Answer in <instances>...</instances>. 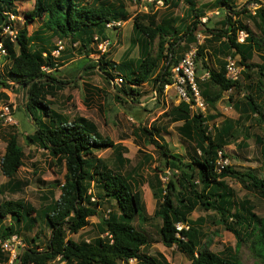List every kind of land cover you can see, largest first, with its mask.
I'll use <instances>...</instances> for the list:
<instances>
[{
    "label": "trees",
    "instance_id": "16d2710c",
    "mask_svg": "<svg viewBox=\"0 0 264 264\" xmlns=\"http://www.w3.org/2000/svg\"><path fill=\"white\" fill-rule=\"evenodd\" d=\"M14 1L0 0V45L5 51L0 59L9 62L4 80L23 90L22 106L32 120V132L24 137L26 144L45 149L48 155L59 162L63 161L65 172L62 182H54L58 187L57 197L53 198L52 191L47 190L49 200L37 212L21 200L0 202V218L8 215L12 221L9 226L0 227V240L11 235L17 236L20 231H30L39 218L49 233L45 247L39 251L34 246L22 249L16 255L15 264H49L54 260L63 264H122L129 259L135 261L133 264H169L159 253L153 257L141 252L151 241L144 232L132 225L134 218L138 222L148 218L140 192L131 188L120 173L108 168L101 158L93 155L95 150L112 148L117 164L122 165L127 162L121 157L124 149L107 137L98 135L94 124L83 117L61 119L45 99L64 84L55 77L54 72L59 66L58 61L69 55L68 49L62 47L53 55L56 46L47 48L41 45L43 37L37 31L28 34L26 23L41 19L42 30L48 33L49 38L57 37L67 40L69 46H77V52L84 57L77 62V67L83 72L95 70L101 74L111 83L116 98L131 105L141 96L138 88L143 83L152 84L156 97L158 93L161 94L164 85L170 83V67L176 65L184 54L179 52L180 47L188 50L190 44H196L194 31L198 19L204 16V8L218 7L225 17L220 27L214 29L215 33L210 34L213 38L223 39L216 52L227 54V57L237 55V64L241 66L239 74L244 79L249 80L245 70L251 67L256 69L258 75L255 83L242 86L246 94L242 101L233 102V106L239 107L242 112L239 114L254 115V120L262 122L263 106L257 102V98L264 96V0L244 1V6L255 4L248 18L252 20L258 34L240 19L232 20L227 16V10L232 9L228 0H214L201 7H196L193 0H184L186 16L192 18L189 23H175L176 17L171 16L157 19L154 11L135 15L131 19L128 44L129 50L136 48V57L124 59L120 64L107 60L103 54L95 62L89 63L88 55L94 52L92 44L96 46L107 39L106 23L126 17L121 1L109 3L90 0L83 4L76 0H32L31 9L22 13V25L18 28H15L13 20L7 19L9 14H17ZM161 1L166 7L173 8L179 0ZM245 11L242 5L234 15ZM6 23L14 30L12 39L2 31ZM239 30L246 33L241 43L236 40ZM203 41L208 40L204 38ZM202 48L196 45L194 61L199 58L200 65L196 67L195 73L197 70L201 73L195 74V81L202 88L199 89L201 96L208 105L214 103L223 91H239L240 82L225 77L223 60H217V67L211 68L201 54ZM254 52L260 62L251 65L247 61ZM116 73L122 76L119 86L112 83ZM202 73H207L205 83L217 88L213 96H210L206 86L201 87L204 82L198 81ZM164 115L170 122H180L176 132L188 140L191 147L187 160H184L182 155L171 152L163 142L152 138L158 133L157 129L153 128V132L143 129L147 143L153 145L161 158V168L171 175L162 183L159 177L160 173L163 174L162 170L156 169L158 176L153 175L147 180L151 196L155 199L151 216L160 220V243L164 247L174 244L189 264H239L230 253L211 252L206 248L207 244L201 243L203 234L197 222L188 219L196 207H201L211 211L216 222L233 234L235 247L248 241L258 263L264 264V218L254 214L246 199L234 198L233 191L222 181L225 177H231L244 189L264 199V129L260 136L254 137V142L259 146V169L262 174L254 169L234 170L229 165L217 171L216 151L228 144L230 124L223 121L219 127H213L214 132L210 133L206 122L211 116L190 111L188 104L181 100L169 107ZM22 157V149L15 134L9 133L0 156V173L6 178L0 184V192L14 193L24 185V182L14 178L22 165ZM104 201H112L113 209H108L106 213L100 212ZM92 216L98 219L94 224L97 235L90 241L70 238V234L87 226L88 218ZM176 222L185 223L187 228L176 230ZM7 254L0 250V264H6Z\"/></svg>",
    "mask_w": 264,
    "mask_h": 264
},
{
    "label": "rangeland",
    "instance_id": "374dc122",
    "mask_svg": "<svg viewBox=\"0 0 264 264\" xmlns=\"http://www.w3.org/2000/svg\"><path fill=\"white\" fill-rule=\"evenodd\" d=\"M86 4L90 0H76ZM106 2L123 3L126 17L120 20L118 24H114L106 28V37L108 45L104 51L100 49L99 42L92 44L91 48L94 51L88 55L89 63L95 62L100 54H103L107 60L113 63L120 64L122 60L136 57V48L129 50L128 40L131 35V19L135 15L142 13L150 14L153 11L157 15V19L161 16L176 17L175 23L183 21L189 23L192 18L185 15L186 4L179 0L173 8H168L162 1L154 0H104ZM206 1V0H198ZM245 1V0H244ZM243 2L234 3L229 0L232 5L231 10H227V16L233 19H240L254 33L258 34L253 22L248 18V13L252 14L253 5L244 6ZM195 4L196 1H195ZM14 9L17 11L13 15V23L15 28L22 25V13L28 11L32 7V0H15L13 2ZM243 5L245 12L236 16L234 12ZM204 10L210 11L208 15L198 19L194 31L195 37H198L196 44L203 46L202 55L205 57V62L211 67L216 68L220 59L225 61L227 54L215 52L219 45V41L223 39L213 38L210 34H214V29L219 28V20L225 17L223 11L218 7H205ZM206 11V12H207ZM41 19H35L26 23L27 33L31 34L35 31L43 37L41 45L47 48H53L54 45H62L64 49H68L69 55L63 57L59 62L55 77L64 82L63 86L48 94L45 99L48 101L50 108L56 111L61 119L72 120L75 117H83L94 124V129L101 137H107L112 143L121 146L124 151L121 154L122 158L127 159L126 163L118 165L115 160V151L112 148H103L93 151V155L102 159L108 168L114 172L120 173L131 188L138 190L141 195V201L148 218L143 222H138L133 219L132 225L144 232L150 239V243L145 245L141 252L157 257L158 249H162L164 259L169 264H189L184 255L179 253L175 247H164L160 243L158 228L160 220L152 217V210L155 205V199L151 196V191L147 186V180L153 175L159 174L156 169L162 170L160 180L162 183L166 181V177H170V172L161 168V158L157 150L152 144L147 143L146 134L143 129L153 132V128L157 129L158 133L152 136L158 142H163L171 152L182 155L184 160H187V154L190 151L191 143L188 140L180 137L176 132V126L180 122H170L164 115L169 107L177 105L179 102L177 93L172 83L163 87L161 94L155 96L153 86L150 82L143 83L138 90L141 96L134 104H127L116 98L111 83L106 81L101 74L95 70L83 72L77 67V62L82 61L83 54L77 52V46H69L67 40L57 37L49 38L47 32L42 30ZM244 32V30H241ZM208 41L204 42V36ZM60 40L59 44L57 41ZM35 44V43H34ZM192 46V47H193ZM95 49V50H94ZM154 49V48H153ZM97 51V52H96ZM179 52L186 53L180 47ZM195 55V54H194ZM237 64L238 56L231 57ZM257 53H253L252 58L247 61L251 65L259 63ZM200 65L199 58L194 61V69ZM9 66L8 60L0 59V109L4 105H8L9 112L13 123L0 122V156L3 153L6 138L9 133H14L16 140L20 145L23 153L22 165L17 169L14 178L24 182L19 191L14 193L4 191L0 192V202L4 200H21L28 203L32 209L37 212L43 204L49 200L47 190H51L53 198L58 195V187L54 182H62L65 172L63 161H57L56 158L47 154L45 149L36 147L35 145H27L25 135L32 132V120L24 110L22 104L24 100L23 90L19 89L16 84L5 81L4 73L6 67ZM245 72L250 77L249 80L244 79L239 74L240 90L233 89L223 91L214 103L206 105L203 113L210 115L211 119L206 122L210 133H213V127H219L224 121L231 126V137L227 145L222 150L226 155L227 165L238 171L254 169L259 174H262L260 167L259 146L254 142L255 136H260L264 129V121L258 122L254 120V115H242L237 107L233 106V102L243 100V95L246 94L242 87L247 83H255L258 75L256 69L251 67ZM114 76V75H113ZM171 82V74L169 75ZM204 79L198 77V81H203L201 87L206 86L210 96L217 92L215 86L207 85L206 74H203ZM202 82V83H203ZM200 90L202 88H199ZM257 102L261 103L264 111V96L257 98ZM151 177V178H152ZM150 178V179H151ZM6 178L0 173V184L4 183ZM222 181L233 191L234 198L238 200L246 199L252 206V211L258 217L264 218V199L254 193L244 189L237 181L231 177H225ZM42 196H45L44 198ZM112 201L109 203L104 201L101 205L100 212L106 213L108 209H113ZM188 219L195 220L198 224V229L202 232L201 243L207 244L206 248L215 253L225 252L231 254L237 259L239 264H259L257 257L250 250L248 241H243L239 246L235 247V237L227 231L223 226L216 222V218L211 211H205L201 207H196L188 216ZM98 222L97 217L88 218V225L80 229L75 234H70V238L78 240H92L97 234L94 224ZM12 223L8 215L0 218V227L9 226ZM48 230L44 227L39 218L35 222L34 227L30 231H20L17 238L21 243L18 251L27 247L34 246L36 250H41L45 246L48 237ZM33 239V242L32 240ZM160 254V253H159ZM134 260L129 259L122 264H133ZM49 264H63L60 261L54 260Z\"/></svg>",
    "mask_w": 264,
    "mask_h": 264
},
{
    "label": "built area",
    "instance_id": "2783aa9c",
    "mask_svg": "<svg viewBox=\"0 0 264 264\" xmlns=\"http://www.w3.org/2000/svg\"><path fill=\"white\" fill-rule=\"evenodd\" d=\"M160 2V0H155ZM255 4L253 5V9ZM9 14V13H8ZM7 19L12 20L13 15L9 14ZM119 21L114 22L111 21L106 23V27H110L114 24H118ZM2 31L7 33L10 39L14 36V30L10 27L9 24H4L2 26ZM246 33L239 30L236 34L237 42H243ZM198 40V37H195ZM60 41H57L59 44ZM108 40L105 39L99 42L100 49L103 52L105 46L108 45ZM197 43V41H196ZM193 45L190 44L186 53L179 59L176 65L170 67V74H171V82L174 85L175 91L177 93V98L180 101H183L188 104V109L192 112H201L203 113L206 103L204 102L199 87L195 81V69H194V54L196 50V46L192 47ZM62 49V45L56 46V49L52 52L53 55H56L57 52ZM4 49L0 45V55L4 54ZM45 69V68H43ZM225 77L230 80H236L239 77L240 68L235 65V61L231 57H226L225 59ZM122 82V76L119 73H116L113 78V84L119 86ZM168 85L165 84L164 87ZM0 119L3 122L13 123L14 121L11 119V114L9 112L8 105H4L0 109ZM223 150L216 151V159H215V168L219 171L223 166L227 165L226 157L223 156ZM176 230L186 229L187 225L182 222H176L174 224ZM176 236H178L176 234ZM21 246L20 241L18 240L17 236L11 235L8 238L0 240V250L2 252L8 253L7 264H13L16 259V255L18 252V248ZM175 247L174 244L171 245Z\"/></svg>",
    "mask_w": 264,
    "mask_h": 264
},
{
    "label": "crops",
    "instance_id": "0c3cea01",
    "mask_svg": "<svg viewBox=\"0 0 264 264\" xmlns=\"http://www.w3.org/2000/svg\"><path fill=\"white\" fill-rule=\"evenodd\" d=\"M182 1H184V0H182ZM194 1V4H195V1H196V3L197 4H195V6L196 7H201V6H204V5H206V4H210V3H212L214 0H206V1H198V0H193ZM229 1V0H228ZM234 1V3L235 4H237V2H243L244 0H233ZM206 7H208V6H206ZM186 12H185V15L187 14V10H185ZM207 10H204V16L205 15H208L209 13H210V11H207ZM203 16V17H204ZM219 26H220V23L222 22V20L220 19L219 21ZM204 38H207L206 37V35L204 36ZM219 43H220V41H219ZM219 46H220V44L218 45V47L216 48V49H214V51L216 52V51H218V48H219ZM204 60H205V57H204ZM218 60V59H217ZM217 60H216V62H217ZM77 64V63H76ZM201 72H200V70H197L196 71V74H200ZM203 74H206V76H207V73H202L199 77H201V79H204V76H202ZM180 124V123H179ZM83 229V228H82ZM85 241H88V240H86V239H84ZM163 246V245H162ZM158 251L159 252H157V253H160L161 255H163V252H162V249H158ZM148 255V254H147ZM152 256V255H151ZM164 256V255H163ZM135 262V261H134Z\"/></svg>",
    "mask_w": 264,
    "mask_h": 264
},
{
    "label": "clouds",
    "instance_id": "9594fccd",
    "mask_svg": "<svg viewBox=\"0 0 264 264\" xmlns=\"http://www.w3.org/2000/svg\"><path fill=\"white\" fill-rule=\"evenodd\" d=\"M14 17V16H13ZM53 52V51H52ZM196 74V73H195ZM113 82V81H112ZM115 85V84H114ZM112 86V85H111ZM117 86V85H116ZM2 121V120H1ZM16 236V235H15ZM171 247V246H170ZM19 252V251H18ZM17 252V253H18ZM6 253V252H5ZM7 259H8V254H7ZM17 260L15 259V262H16ZM15 262L13 263V264H15ZM6 264H7V261H6Z\"/></svg>",
    "mask_w": 264,
    "mask_h": 264
}]
</instances>
